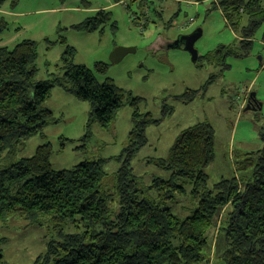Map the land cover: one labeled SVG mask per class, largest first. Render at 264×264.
<instances>
[{
	"label": "trees",
	"instance_id": "trees-1",
	"mask_svg": "<svg viewBox=\"0 0 264 264\" xmlns=\"http://www.w3.org/2000/svg\"><path fill=\"white\" fill-rule=\"evenodd\" d=\"M19 1L0 0V34L6 28L1 16L5 5L13 9ZM214 6L247 53L252 36L264 23L262 0H215ZM108 16L109 12L98 10L95 17L75 28L96 31ZM221 49L226 56L231 53ZM72 55L68 48L61 56L56 67L61 75L37 81L33 41L11 49L0 47V155H15L26 140L42 134L53 121L43 103L54 87L90 104L89 123L101 129L110 128L115 113L129 106L132 127L124 161L112 177V195L103 189L104 161H84L69 170L54 171L49 143L37 147L32 157L0 169V221L15 216L35 226L47 222L57 231L32 264L209 263L212 229L217 238H223L219 258L224 264H264V128L259 133L263 147L234 161L230 178H220L212 185L204 172L215 158L211 127L204 122L182 130L171 145L168 161L157 162L160 169L170 172V178L151 179L146 191L154 192L155 198L148 201L142 197L130 163L146 145L147 127L158 125L160 119L140 113L139 99L126 96L112 80L99 83L91 70L74 65ZM93 69L104 74L107 65L99 62ZM194 93L187 90L174 100L191 101ZM176 179L190 183L189 196L196 203L184 219L161 207L175 196L185 195ZM65 227L69 233L63 232ZM0 264H6L1 251Z\"/></svg>",
	"mask_w": 264,
	"mask_h": 264
},
{
	"label": "rangeland",
	"instance_id": "rangeland-1",
	"mask_svg": "<svg viewBox=\"0 0 264 264\" xmlns=\"http://www.w3.org/2000/svg\"><path fill=\"white\" fill-rule=\"evenodd\" d=\"M213 1L20 0L15 8L5 5L1 12L6 28L0 34V47L11 49L20 42L33 41L37 81L61 75L56 67L71 48L74 65L91 70L99 83L112 80L126 96L139 99L140 113L160 119L158 125L147 127L146 145L130 163L133 175L139 178L142 197L151 201L155 193L146 191L151 179L170 178L169 171L157 166L158 160L168 161L173 142L194 124L206 122L214 133L215 158L204 171L209 185L220 178L229 179L234 161L263 147L259 133L264 128V23L252 36L246 53ZM98 10L109 12L106 24L93 32L75 28L95 17ZM198 30L201 37L194 44L196 62L182 47L168 48L179 37ZM121 47L135 51L111 64L110 52ZM222 47L231 53L226 56ZM99 62L107 65L104 74L93 69ZM187 90L195 92L191 101L174 100ZM50 94L43 106L51 111L53 121L42 134L26 140L15 155H0V169L32 157L37 147L49 143V163L54 171L69 170L84 161H104L107 176L103 189L112 195V177L124 161L132 127L130 107L124 105L115 113L112 126L101 129L89 123L90 104L57 87ZM249 94L254 96L257 109L245 110ZM176 183L185 195H177L161 207L184 219L196 203L189 196L190 183L182 179ZM63 232L70 230L65 227ZM56 234L47 222L35 226L15 216L0 221V251L5 263L32 264ZM208 236L209 263L201 264H224L219 258L223 238H217L216 229Z\"/></svg>",
	"mask_w": 264,
	"mask_h": 264
},
{
	"label": "water",
	"instance_id": "water-1",
	"mask_svg": "<svg viewBox=\"0 0 264 264\" xmlns=\"http://www.w3.org/2000/svg\"><path fill=\"white\" fill-rule=\"evenodd\" d=\"M201 37V31L198 30L192 34H189V36H182L179 37L177 41L172 42L171 44L168 45V48L170 49H178L180 47L183 48V50L191 56V61L196 62L198 59V53H196V50L194 49V44L196 43L195 41ZM135 49L131 48H115L110 52L109 55V61L111 64H117L122 61V59L125 57V55L129 53H133ZM249 99L246 103V106L244 107L245 110H250V109H257L255 106L257 105L254 96L252 94H249Z\"/></svg>",
	"mask_w": 264,
	"mask_h": 264
},
{
	"label": "crops",
	"instance_id": "crops-1",
	"mask_svg": "<svg viewBox=\"0 0 264 264\" xmlns=\"http://www.w3.org/2000/svg\"><path fill=\"white\" fill-rule=\"evenodd\" d=\"M3 13V12H2Z\"/></svg>",
	"mask_w": 264,
	"mask_h": 264
}]
</instances>
